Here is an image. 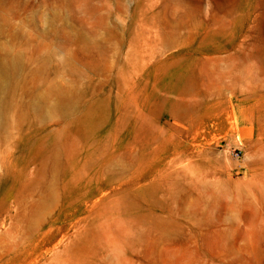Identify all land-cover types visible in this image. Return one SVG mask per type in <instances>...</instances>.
I'll list each match as a JSON object with an SVG mask.
<instances>
[{"label": "rangeland", "instance_id": "rangeland-1", "mask_svg": "<svg viewBox=\"0 0 264 264\" xmlns=\"http://www.w3.org/2000/svg\"><path fill=\"white\" fill-rule=\"evenodd\" d=\"M0 59V264H264V0H0Z\"/></svg>", "mask_w": 264, "mask_h": 264}, {"label": "bare ground", "instance_id": "bare-ground-1", "mask_svg": "<svg viewBox=\"0 0 264 264\" xmlns=\"http://www.w3.org/2000/svg\"><path fill=\"white\" fill-rule=\"evenodd\" d=\"M45 97H54L53 100L50 102L51 106L49 105L50 113H56L59 111L69 112L72 109L71 101L73 99V95L70 91H67V89H62L58 86H54L52 88L50 87Z\"/></svg>", "mask_w": 264, "mask_h": 264}]
</instances>
